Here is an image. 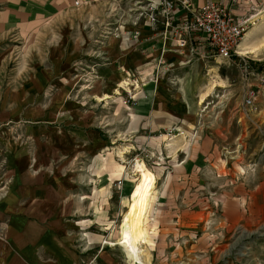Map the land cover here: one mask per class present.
<instances>
[{
    "label": "rangeland",
    "instance_id": "374dc122",
    "mask_svg": "<svg viewBox=\"0 0 264 264\" xmlns=\"http://www.w3.org/2000/svg\"><path fill=\"white\" fill-rule=\"evenodd\" d=\"M254 2L252 15L264 14V0ZM78 11L69 21L85 16ZM260 16L250 19L247 32L262 24ZM74 25L64 36L62 27L46 25L0 34V131L12 135L21 149L16 153L27 156V171L44 179L50 196L98 202L95 212L84 214L90 220L83 223L85 245L95 238L99 249L110 248L124 263L121 249L104 242L117 238L119 218L130 206L137 160L154 179L141 226L148 264H264V84L255 80L264 78V48L242 61L181 54L166 78L152 84L154 76L118 75L103 93L95 72L106 64L99 48L110 31ZM262 26L256 42L263 41ZM79 39L74 62L64 61L66 44ZM61 42L63 61L39 60ZM38 71L49 72L48 82L32 91ZM142 89L154 93L152 104L160 99L144 113ZM247 91L254 94L250 108L243 106ZM126 93L128 107L122 105ZM5 156L0 151V190L11 182Z\"/></svg>",
    "mask_w": 264,
    "mask_h": 264
},
{
    "label": "crops",
    "instance_id": "0c3cea01",
    "mask_svg": "<svg viewBox=\"0 0 264 264\" xmlns=\"http://www.w3.org/2000/svg\"><path fill=\"white\" fill-rule=\"evenodd\" d=\"M72 1L0 0V34L18 29L19 26L32 25L37 29L46 25L47 29L62 27L64 32L61 35L64 36L70 23L81 28L90 24L101 26L107 22L108 25H104V28L110 31L109 37L105 38L104 47L99 48L104 56L102 61L106 64L95 72V76L103 81V93H108L118 75L125 79L130 73L153 76L155 61L160 55L168 69L159 79L169 75L172 61H180L181 54L171 47L169 40L162 38L158 26L154 30L150 29L143 13L140 17L137 15L138 11L134 10L135 0H95L92 6H89V0H83L84 3L77 7L72 5ZM201 2L202 0H193L194 5ZM78 10L85 12V16L69 21L70 12H79ZM180 17V12L174 13V18ZM134 33L137 34L135 38ZM79 43L80 39L66 44L64 61L67 58L68 63L74 62L80 52ZM62 46L63 42L60 44L61 49L56 46L53 54L49 53L47 58L41 57L39 60L57 62V58H61L63 61ZM1 60L2 57L0 62ZM50 66L53 68V63ZM48 73L38 71L33 80L34 87L31 86L32 91L33 88L41 91L47 85ZM142 90H145L147 106L141 107L140 112L144 113L159 105L160 99L152 104L154 93ZM161 115L152 117L153 125L159 124ZM144 118L142 116L141 120ZM144 120V125L147 126L149 118ZM29 133L30 136L34 135L31 131ZM13 142L12 135H7L6 128L0 131V151H6L5 157L9 159L6 175L11 178L7 187L0 190V264H129L126 252L119 249L124 257L123 263L110 248L99 249L101 242L95 238L88 245L81 239L85 228L83 223L90 221L84 219V214L95 212L94 207L98 202L92 199L50 196L48 189L51 188L47 187L43 178L37 181L27 171V156L16 153L21 149L18 151ZM86 206L93 208L86 209ZM92 216L95 217L94 214Z\"/></svg>",
    "mask_w": 264,
    "mask_h": 264
},
{
    "label": "built area",
    "instance_id": "2783aa9c",
    "mask_svg": "<svg viewBox=\"0 0 264 264\" xmlns=\"http://www.w3.org/2000/svg\"><path fill=\"white\" fill-rule=\"evenodd\" d=\"M83 0H73L77 7ZM137 15L143 13L150 29H160L162 38L169 40L171 47L179 54L187 53L203 60L225 61L236 58L242 61L237 48L247 28L251 26L249 17L257 7L254 0H202L194 5L193 0H135ZM131 9V11H132ZM140 11V12H139ZM236 11V12H235ZM181 13L179 19L174 13ZM137 34H133L135 38ZM167 64L160 55L154 65L153 80L162 78L167 72ZM244 75H250L246 65L242 66ZM258 85L264 84L263 77H256ZM254 94L244 93L243 106L250 108ZM129 93L123 97L122 105H132Z\"/></svg>",
    "mask_w": 264,
    "mask_h": 264
},
{
    "label": "bare ground",
    "instance_id": "6f19581e",
    "mask_svg": "<svg viewBox=\"0 0 264 264\" xmlns=\"http://www.w3.org/2000/svg\"><path fill=\"white\" fill-rule=\"evenodd\" d=\"M261 14L258 12V14L251 15L249 17V21L251 18H256ZM261 16L262 24L255 28L252 27V30L244 33L242 37V39L244 38L243 42L242 44L240 42L241 45L239 44L240 46L238 45L237 48L238 55H254L259 52L260 49L264 48V37L263 41L256 42L258 37L262 35L261 29H263L262 25H264V14ZM125 84L119 83V87H124ZM215 87L216 86L214 85L211 86L207 93L202 94L198 105L204 104L206 98L209 96V92ZM103 99L108 98L106 96ZM131 172L133 176H139V178L137 180L136 187L132 191L130 206L119 218L117 238L114 241H105L104 244L110 247H117L125 251L129 256V264H148V256L142 247L145 243V235L141 226L144 212L146 211V207L148 205L149 195L154 184V179L152 175H149L146 172L143 163L137 160L132 165Z\"/></svg>",
    "mask_w": 264,
    "mask_h": 264
}]
</instances>
